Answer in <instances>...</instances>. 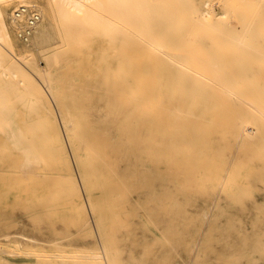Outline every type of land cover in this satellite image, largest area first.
I'll return each instance as SVG.
<instances>
[{
    "label": "rangeland",
    "instance_id": "374dc122",
    "mask_svg": "<svg viewBox=\"0 0 264 264\" xmlns=\"http://www.w3.org/2000/svg\"><path fill=\"white\" fill-rule=\"evenodd\" d=\"M159 1L152 2V7L149 6L152 11L148 12L160 17L154 20L155 14L149 15L157 21V25L166 26L169 34H180L182 31L179 38L184 36L181 38L186 40L184 48L188 49V54L198 58L196 70L192 71L197 77L202 74V80L207 81L196 77L197 82L203 83L198 88L219 91L220 87L228 85L223 86L222 82L229 83L242 74L247 75L249 81L261 83L259 87L252 83L242 85L246 91L248 88L250 95L252 89L262 88L252 93L259 99L257 93L264 92V0H167L170 5L177 4V1L180 5L177 8L181 13L173 12V15L171 12L176 7L172 5L168 9L169 5L164 6L166 1ZM160 3L163 5L160 6ZM88 5L91 9L90 2ZM158 5L167 10L162 9L165 11L161 12ZM33 9L38 10L36 7ZM203 11H210V17L202 19L200 13L204 14ZM162 13L169 16L168 20ZM6 21L16 27L14 31L10 30L16 47L21 51H30L28 63L22 67L43 87L49 98L44 101L36 89H0L5 90L0 98V108L10 114L9 120L0 122V264H43L55 260L66 264H264V95L259 99L263 103L259 110L262 115L258 111L259 106L254 107L259 100L249 101L254 97L247 92L250 97L247 102L244 101L245 93L242 96L238 93L235 100L230 99L227 103L223 101L221 104L196 105V108L186 109L179 107V111L155 102L136 109L128 123L136 125L140 132H151L145 136L148 141L151 139L166 148L163 152L155 150L148 155L150 166L147 176L141 178L140 186H115L119 189L117 194H120L114 196L116 199L107 196L96 199L109 187L92 188L95 202L91 205L86 200L81 174L67 141L64 146L71 161L70 168L63 158L48 154L57 134L50 120L51 110L57 115L58 112L56 101L49 94L51 78L47 73V60L52 59L53 51L50 56L44 52L54 41L28 45L17 35V26L9 16ZM63 22L59 19L57 26ZM157 27L162 31L161 26L155 24L156 30ZM134 28L132 30L136 31ZM152 29L146 37H150ZM56 30L55 26L51 28L50 35H54ZM235 34L237 37H233ZM153 35L149 38L152 43L143 40L145 44L140 42L142 44L138 45L139 52L135 57L140 61L136 64L142 66L146 58L159 59L161 55L168 57L167 60L177 58L172 55H176L173 51L177 45L166 46L168 41L165 39L168 38ZM212 35L218 38H212ZM89 45L87 40L81 47L83 54L68 52V57L61 62L62 76L68 79L64 89H70V85L77 82L76 77L69 76L73 77L81 68H86L84 56ZM165 46L173 48V51L168 49L171 55H166L169 51L165 52ZM65 48L70 50V47ZM180 51L187 52L184 49ZM181 55L185 58V53ZM163 57L161 60H165ZM108 62L110 59L101 60L96 65L100 69ZM127 65L125 71L116 69L114 74L119 77L118 83L122 82L120 77L127 73ZM200 65L203 68H198ZM98 72L95 68L91 74ZM260 72L263 76L258 74ZM85 73L88 74V71ZM210 73L212 78L206 76ZM212 73L217 74V79ZM219 74L225 81L219 80ZM229 74L234 78L228 80ZM82 79H85L84 83H89L96 76L89 77L88 74ZM207 79L211 83L217 80V85L221 83L217 87L220 89L214 83L208 84ZM243 79L246 80V77ZM150 80L151 76L139 77L136 80L139 84L134 88L146 94L148 90L156 91L146 84ZM3 81L0 74V86ZM212 85L214 88H210ZM240 122L249 123L247 125L255 132L246 138L240 136L236 130ZM118 127L123 134L127 126ZM59 128L66 140L61 121ZM138 135L133 151L142 140ZM172 141L175 145L171 144ZM136 191L138 193L135 194Z\"/></svg>",
    "mask_w": 264,
    "mask_h": 264
},
{
    "label": "bare ground",
    "instance_id": "6f19581e",
    "mask_svg": "<svg viewBox=\"0 0 264 264\" xmlns=\"http://www.w3.org/2000/svg\"><path fill=\"white\" fill-rule=\"evenodd\" d=\"M89 2L92 5L91 9L87 7L89 6L88 5ZM152 2H155V0L154 1L153 0H0V44H1L0 45V74L1 76H3V79H4V81L2 82V85L0 86V89H8L10 91L12 89H36L37 93H39L41 97H43V100L48 101L49 97L47 93L44 92L43 87L40 86V84L36 80H33L32 76L25 70V68H23L24 66H26L25 63H28L30 51L29 50L21 51L20 49L16 47L14 40L12 38L13 36L10 32V30L14 31L16 27L10 26L6 21L7 17L9 16L13 24L15 23V25L17 26V30H18L17 35L19 36L20 31L26 25V20H24V18L17 19L14 15L15 9L18 8L20 5H25L32 10H36V9H33V7H36L39 10L37 11L41 15V19L35 26L30 38H28L25 41V43H27L28 45H31L32 43L34 44L36 43V45H38L42 43L43 41H48V40L54 41L50 44L51 47H49L48 50L44 52V53H48V56H50V53L53 51L52 59L47 60V73L50 75L49 77L51 78V81H49V87H50L49 94L56 101L57 112H58V115H57L56 111L54 112V110H51L52 116L50 120L51 122H53V125H54V128L57 134L54 140L55 144L53 147L49 148L48 154L54 158H59V159L63 158L67 167L70 168L71 161L68 158V154L66 153L65 146H64L66 145V141H67L68 146L70 150L72 151L73 155L71 153L70 154L73 156L75 163L81 174L83 190H84V193L87 195L86 200L89 201L91 205H93L95 202L94 197H93L94 188H97V187L108 188L109 187L108 191L102 192L103 194L101 196L96 197V199L97 198L103 199V198H106V196L108 198L119 196L120 194H117L119 189L115 187L119 184L120 185L129 184V186H133V187L135 186V188H137L136 186H140V180L142 177L147 176L146 172L150 166L148 162V155L155 150L157 151L159 150L163 152L166 148L163 144H159L158 142L152 141L151 139L148 141L147 139L148 137H145V136L150 135L151 132L150 133L148 131H146V133L143 131L140 132V129L138 130V127L136 125L128 123V122H131L129 120L131 119L136 109L142 106L148 105V103H152V102L159 103V105H165L166 107H170L171 109H174V110H178L179 107L181 108L183 107L184 109L191 108V107L196 108V105L210 106L214 104L215 105L221 104V102L223 101L227 103L228 101H230V99L233 100L236 94L237 96L239 94L242 96L244 93H245L244 96L246 97L243 96L245 98L243 99L245 102H247L246 99L248 100L250 98L247 95H250V94L248 92V88L246 91L245 87L242 85H245L246 83H249V84L252 83V84H257L258 86L259 84H261L258 81H249L245 71L244 73L246 76L242 74H238L237 77L239 78L230 80L234 86L231 84L230 81L229 83H226V81L222 79V76L220 78V74H219L218 75L219 80L222 79V81L224 80L226 83L225 84L224 82H222V84H224L223 86H226L228 84V85H231V87H234V88H229L230 86L228 85L226 88L220 87L222 89H225V91H223L222 89L217 88L219 87L221 83L219 85L215 84L217 80H214V79L215 78L217 79V74L215 76V74L212 73L214 74L213 76H215L213 77L214 78L213 80L215 81L213 82L215 84L214 86L220 90L217 91L215 89L216 91H214L210 89L198 88L197 86L203 83L197 82L196 81L197 78H199V80H202L204 78V77L202 78V74L199 75V77H197L198 75L196 76V72L192 71V70H196V60L198 58L195 59L194 57L196 56L195 55L191 56L190 54H188V51H187L188 49L186 50L184 48L185 44L183 43H185L186 40L181 39L182 37H184L183 35L181 38H179L181 36L182 31L180 32V34H175V33L169 34L167 33L168 28L165 29L166 26L164 28V26L161 25L160 23L158 25L161 26L162 31L163 29L165 31L162 32L158 30V27H157V30H158L157 31L154 28L155 24L156 26H158L157 21H154V20L156 17H160V15L158 16L153 11L152 13H154L157 16L153 14L154 20L152 19L153 15L148 12L150 11L149 6H151L150 4ZM164 2L166 4L169 1L164 0L163 3ZM163 3L162 4L160 3V6L163 5ZM170 3L171 2H169V4H166V5L164 4V6L169 5L167 6L168 9L172 5H174V7L176 8L180 6L178 5V1H177V4L175 3L177 6H175V4L170 5ZM160 6L158 5V7ZM164 6L160 7L161 10L162 9L167 10L166 8H164ZM176 8L174 11L172 12L170 11L172 15H173V12H176L177 14L181 13V11L179 12L180 8H177L178 10H176ZM237 8L238 7H236V9ZM155 9L153 8V10ZM10 10H11V13L9 12ZM165 10H162L161 12ZM158 11L160 10L158 9ZM203 12L204 14L200 13L202 19H205L206 17L207 18L210 17L209 15L210 11H203ZM235 12L237 11L235 10ZM182 13H183V10H182ZM187 13H188V10H187ZM149 14H151L152 16H150ZM191 14H193V12ZM206 14L209 16H205ZM163 15L165 16V14ZM212 16L214 17V15L211 14V17ZM165 18H167L168 20L169 16L168 17L165 16ZM183 18H184V15H183ZM59 19H62L64 22H66V24L64 22L62 25L58 23L59 26H57V22ZM212 19L213 18H211L210 20ZM171 20L173 21V19ZM153 22H155V24H153ZM196 23L194 22V25ZM200 24H202L201 21L199 22V25ZM54 26L57 28V30L55 34L51 36L50 31H51V28H53ZM132 27H135L136 31L132 30ZM151 29L153 30L154 33L152 32L150 37L153 34L154 35L156 34V36L161 37V38L165 36L164 39L168 38V39H165V41L166 42L168 41V44L169 42L170 43L173 42V44L168 45L165 42L163 43V45L166 44V46H169V47H176L177 45V48L179 46L180 50L184 49L187 52H183V51L181 52L180 50H178L179 51L178 52L176 51L177 48H174L176 50L173 51L172 50L173 48L170 49L169 47L165 46L167 49V51L165 52H168L169 51L168 49H170L173 51V53H176V55L174 56V54L170 53L169 51L168 53L170 54L167 53L166 55L172 54L173 57H177V58H174L173 60H171L172 58L171 59L169 58L170 60H167L168 57L164 58L161 55V58L163 57L165 60H161V58L158 59V57L146 58L147 61L142 66L136 64L138 61H140L138 60L137 57H135L136 56L135 54L139 52L138 45H141L143 43V40L144 42H147V40H149L150 37H146V36L149 35L148 33L150 32ZM219 30H221V28H219ZM219 30L217 32H219ZM184 31L187 32L186 30ZM135 32H137L136 36H133V33L135 34ZM164 32L167 34V36ZM160 34H162V36ZM227 34L226 36L230 35V34L229 35ZM172 35L174 37H172ZM214 36L212 35V38ZM216 37L218 38V36H215V38ZM233 37H237L236 34ZM228 39H231V38H228ZM87 40L90 41L91 46L89 45L88 47L89 50L87 53H85V56H84V58L86 59V68L85 67L81 68L80 72L77 73V75L73 77L69 76V78L76 77L77 82L72 83L70 85V89H64L63 86L64 87L67 86L68 79L62 76L61 70L59 68L61 65V62L64 61L66 57H68L67 55L68 52L71 54L72 53L83 54L84 51L81 49V47ZM176 40L178 41L176 42ZM148 42L152 43L150 40ZM57 44L58 46H56ZM132 45L134 49L132 48ZM180 45H183V46H180ZM65 47L67 48L70 47L69 48L70 50H67ZM148 47H149V44H148ZM182 47L183 49H181ZM114 53L119 54V56L121 55V57L119 56L115 57ZM177 53H179L180 55L182 54L181 56H183V54L185 53L184 55L185 58L183 57L181 58L179 54L177 55ZM191 57L194 59H192ZM117 58L119 59V61H116ZM109 59H110V62H108L106 66H101L100 69L98 65H96V63L100 62L101 60L109 61ZM134 62L136 65H134ZM125 64L126 65L128 64L127 73L125 74L124 77H120L122 82L118 83L119 77L118 76L116 77L114 73L117 68L120 71H125L126 70ZM201 64H204V62ZM95 68H97L99 72L93 73L92 75L91 71L93 70L95 71ZM132 68H134L136 71L133 72ZM198 68H203V65L202 66L200 65V67L198 66ZM242 68L244 69L245 67H242ZM87 71H88L89 77L96 76V79L94 81H90L89 83L85 81L86 83L85 84L84 83L85 79H82V77H86V75L88 76V74L85 73ZM258 74L262 75L261 72ZM210 75H206V76H209V78H212V75L211 76ZM230 75L231 74L227 76L228 80L231 77ZM144 76H151V80L149 82H146V84L151 86L149 89H156V91L148 90V94H146L141 89L134 88L136 87V84H139L138 81L136 80L139 77H144ZM224 76L225 75H223V77ZM243 77H246L247 81L244 80ZM231 78H234V77H231ZM208 81H209L208 84L210 85L213 84L211 83L210 80ZM23 82H26L25 85H22ZM240 86L242 87L240 88ZM212 87L213 85L210 88ZM258 87L256 88V90L257 89L263 90L262 88H258ZM228 88L230 90H228ZM237 89L239 90L242 89V91L239 92ZM243 89L245 91H243ZM253 90L254 89H252L250 92L251 93L250 96L252 97H254L252 93H255L256 91V90L255 91ZM246 92L248 93L247 95H246ZM4 93H5V90L0 91V98ZM263 93L264 92H262V94L257 93L256 97H259V99H261L262 96L264 95ZM259 95H261V97ZM252 99L253 100L249 99V101H254V99H256L255 101L257 102V100H259L255 97ZM263 99H262V102H264ZM236 100L240 102L238 99ZM262 102L261 100H259V102L255 103V105L253 102H249V103H251V105H254V107L259 106V109H258L259 111L263 107L261 105ZM240 104L243 106L241 102ZM256 110L257 109H255V111ZM259 113L260 115H262L260 111ZM183 114L185 117L187 116V113H183ZM9 117H10V114L8 112H4L0 108V122L9 120ZM59 118L65 130L66 140L64 139V136H62V132L60 131V128L58 129V124H60ZM143 119L146 120V118H143ZM247 124L249 123L240 122L239 123L240 126L236 127L238 134L244 138L252 134V132L255 130L254 128H252L251 126ZM120 125L127 126L125 127L123 134L118 127ZM186 133L187 134H185V138L187 139L189 137L188 136L189 131ZM137 134H139L138 135L139 137L140 136L142 137L141 138L142 140L140 141L138 145H136L133 151L132 147L134 148L135 139L137 137ZM190 139H191V136H190ZM171 144L175 145V142L172 141ZM77 187H78V184H77ZM134 190H137V189H134ZM136 193L138 192L136 191L135 194ZM123 194L125 195V193ZM114 198L116 199V197ZM43 264H66V263L55 260V261L45 262Z\"/></svg>",
    "mask_w": 264,
    "mask_h": 264
},
{
    "label": "built area",
    "instance_id": "2783aa9c",
    "mask_svg": "<svg viewBox=\"0 0 264 264\" xmlns=\"http://www.w3.org/2000/svg\"><path fill=\"white\" fill-rule=\"evenodd\" d=\"M14 15L17 19L24 18V20H26V25L19 33L20 39L26 41L28 38H30L35 26L40 21L41 15L37 10H32L25 5H20L18 8H16Z\"/></svg>",
    "mask_w": 264,
    "mask_h": 264
}]
</instances>
